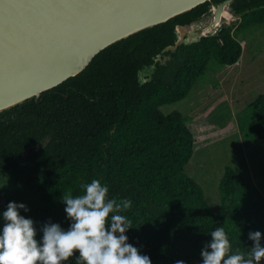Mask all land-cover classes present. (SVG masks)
<instances>
[{
  "label": "trees",
  "instance_id": "16d2710c",
  "mask_svg": "<svg viewBox=\"0 0 264 264\" xmlns=\"http://www.w3.org/2000/svg\"><path fill=\"white\" fill-rule=\"evenodd\" d=\"M208 5L108 45L77 75L0 113V230L10 201L27 206L20 214L35 222L38 241L48 220L66 230L62 194L81 195L82 184L99 179L109 199L132 201L120 213L132 221L127 243L152 264H202L201 250L216 227L225 229L233 251L252 245L249 232L262 234L264 227L261 192L226 166L218 182L220 212L214 213L201 186L184 173L194 146L191 129L179 111L160 110L183 99L210 61L236 63L239 34L264 26V0H233L235 26L162 52L174 42V26L197 19ZM162 53L169 59L155 62L151 79L140 83L138 71ZM249 106L254 118L247 145L264 138V92Z\"/></svg>",
  "mask_w": 264,
  "mask_h": 264
},
{
  "label": "water",
  "instance_id": "95a60500",
  "mask_svg": "<svg viewBox=\"0 0 264 264\" xmlns=\"http://www.w3.org/2000/svg\"><path fill=\"white\" fill-rule=\"evenodd\" d=\"M206 1L208 13L176 24L174 42L162 52L215 35L234 15L233 0H0V113L77 75L108 45ZM167 59L157 54L138 71L139 82Z\"/></svg>",
  "mask_w": 264,
  "mask_h": 264
},
{
  "label": "clouds",
  "instance_id": "9594fccd",
  "mask_svg": "<svg viewBox=\"0 0 264 264\" xmlns=\"http://www.w3.org/2000/svg\"><path fill=\"white\" fill-rule=\"evenodd\" d=\"M81 195L61 196L69 226L65 230L51 220L44 222L36 239L37 229L31 218L20 210L29 211L23 203L9 202L2 213L0 230V264H66L78 253L75 264H152L147 255L127 243L125 233L132 221L120 213L132 207V201L109 199V188L99 179L82 184ZM211 241L201 250L202 264H262L264 262V236L250 231L252 241L245 251L232 250L223 227L210 232ZM174 264H185L177 260Z\"/></svg>",
  "mask_w": 264,
  "mask_h": 264
},
{
  "label": "rangeland",
  "instance_id": "374dc122",
  "mask_svg": "<svg viewBox=\"0 0 264 264\" xmlns=\"http://www.w3.org/2000/svg\"><path fill=\"white\" fill-rule=\"evenodd\" d=\"M237 21V17L232 15L221 26L232 28ZM238 39L242 46V71L238 78L234 80L233 68L210 61L183 99L160 106L165 114L179 111L191 129L195 147L184 166V173L198 182L214 213L220 212L218 182L224 168L228 166L236 176L248 179L246 159L249 153L245 150V136H249L248 124L254 118L249 104L264 92V82L250 85L264 71V26L248 27L239 34ZM220 69L223 73H219ZM261 147L264 144L258 145L257 151Z\"/></svg>",
  "mask_w": 264,
  "mask_h": 264
},
{
  "label": "crops",
  "instance_id": "0c3cea01",
  "mask_svg": "<svg viewBox=\"0 0 264 264\" xmlns=\"http://www.w3.org/2000/svg\"><path fill=\"white\" fill-rule=\"evenodd\" d=\"M224 67L233 68V70H235V73L233 72L234 80L238 78L240 71H242L240 69V58L238 59L236 63L232 65H224ZM218 71L219 73H223L222 69ZM260 81L264 82V71L260 72V77L250 82V85L251 84L255 85L259 83ZM249 88L251 87L249 86ZM226 131H223V132L225 133ZM261 143L264 144V138L252 144H249L245 147V150L247 151V153H249L246 159L247 160L246 161L247 162V166H246L247 176L246 177L248 178V180H250L253 183V185L261 192V194L264 197V147H261L258 151L256 148ZM194 147L195 146H193V148Z\"/></svg>",
  "mask_w": 264,
  "mask_h": 264
},
{
  "label": "flooded vegetation",
  "instance_id": "af4514ba",
  "mask_svg": "<svg viewBox=\"0 0 264 264\" xmlns=\"http://www.w3.org/2000/svg\"><path fill=\"white\" fill-rule=\"evenodd\" d=\"M214 3H215V2H214ZM216 3H218V2H216ZM207 13H208V8H207L206 12H204V13H203L200 17H198V18L204 17ZM198 18H197V19H198ZM206 26H207V24H204V25L200 26L199 29H202V28H204V27H206ZM161 55L163 56L164 54L162 53Z\"/></svg>",
  "mask_w": 264,
  "mask_h": 264
}]
</instances>
